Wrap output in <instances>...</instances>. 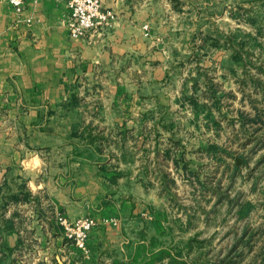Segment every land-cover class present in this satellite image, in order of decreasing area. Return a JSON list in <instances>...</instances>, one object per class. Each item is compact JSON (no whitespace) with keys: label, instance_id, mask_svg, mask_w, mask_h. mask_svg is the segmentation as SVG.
<instances>
[{"label":"rangeland","instance_id":"obj_1","mask_svg":"<svg viewBox=\"0 0 264 264\" xmlns=\"http://www.w3.org/2000/svg\"><path fill=\"white\" fill-rule=\"evenodd\" d=\"M173 3L179 28L146 35L160 49L123 68L137 94L81 83L76 147L95 208L59 216L95 220L87 247L59 245L54 212L22 195L0 207V264H264V0Z\"/></svg>","mask_w":264,"mask_h":264},{"label":"crops","instance_id":"obj_2","mask_svg":"<svg viewBox=\"0 0 264 264\" xmlns=\"http://www.w3.org/2000/svg\"><path fill=\"white\" fill-rule=\"evenodd\" d=\"M173 1L104 0L114 13L111 24L78 39L70 36L65 0H26L20 14L0 1V207L18 209L21 196H29V208L54 212L51 232L63 247L68 243L59 212L74 219L95 208L92 174L82 179L76 147L79 105L90 91L81 83L120 82L111 95L137 94L138 79L123 68L146 47L160 49L161 43L145 41L146 35L179 28L170 17L176 12ZM3 227L8 241L12 235L18 241L10 225ZM102 228H95L91 244ZM56 258L61 264L59 253Z\"/></svg>","mask_w":264,"mask_h":264},{"label":"built area","instance_id":"obj_3","mask_svg":"<svg viewBox=\"0 0 264 264\" xmlns=\"http://www.w3.org/2000/svg\"><path fill=\"white\" fill-rule=\"evenodd\" d=\"M8 3L16 13L20 14L25 8L26 0H0ZM69 8L66 15V24L72 38H84L95 31L110 25L114 13L106 9L104 0H65ZM148 28V25L145 26ZM58 222L65 228V235L72 239L79 247L86 248L90 232L95 226V220L90 217H81L70 220L59 216Z\"/></svg>","mask_w":264,"mask_h":264},{"label":"trees","instance_id":"obj_4","mask_svg":"<svg viewBox=\"0 0 264 264\" xmlns=\"http://www.w3.org/2000/svg\"><path fill=\"white\" fill-rule=\"evenodd\" d=\"M165 250H167V249H160L158 252H153V258H162L164 255H168V256H170L169 254H170V251L169 250H167V251H165Z\"/></svg>","mask_w":264,"mask_h":264}]
</instances>
